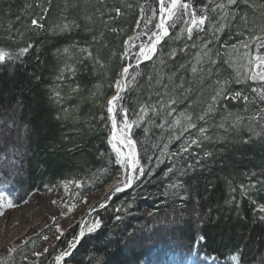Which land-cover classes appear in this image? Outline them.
Returning a JSON list of instances; mask_svg holds the SVG:
<instances>
[{"label":"trees","instance_id":"1","mask_svg":"<svg viewBox=\"0 0 264 264\" xmlns=\"http://www.w3.org/2000/svg\"><path fill=\"white\" fill-rule=\"evenodd\" d=\"M191 2L199 12L208 0ZM219 2L214 0L213 6ZM158 7L159 0H0V48L16 53L32 45L20 59L0 64V148L12 151L0 154L14 159L10 179H5L13 183L10 190L16 188L9 195L14 201L65 183L66 200L74 198L77 206L121 177L107 143L106 99L114 93L118 70L134 62L125 58L124 41L143 19L153 16L154 26ZM33 19L43 27L33 26ZM223 23V31L210 29L188 40L176 37L180 22L151 59L130 69L135 76L122 93L121 107L133 120L141 105L150 106L132 132L144 174L131 187L103 198L107 206L96 210L100 227L80 238L67 263L139 264L149 256L142 238L167 233L165 241L155 240L154 263L177 248L180 256L194 251V256L203 253L218 264H264V215L258 211L264 205V120L250 119L264 108L258 95L264 81L235 85L241 69L228 61L231 44L245 33H261L264 0H239L228 8ZM202 41H211L207 56L202 55ZM221 88L224 95L213 103L211 97ZM235 92L248 101L232 99ZM209 104L212 112H206ZM186 116L196 127L187 128ZM237 117L242 119L234 124ZM200 128L206 129L204 134ZM191 139L198 146L173 155ZM6 187L0 169V191ZM63 232L47 252L39 253L54 234L43 229L0 262L54 264L79 234L78 225Z\"/></svg>","mask_w":264,"mask_h":264},{"label":"snow or ice","instance_id":"2","mask_svg":"<svg viewBox=\"0 0 264 264\" xmlns=\"http://www.w3.org/2000/svg\"><path fill=\"white\" fill-rule=\"evenodd\" d=\"M214 0H208L207 4H202L200 11L198 12L194 7L191 0H159V22L155 25L157 31H152L149 36V41L147 43H142L139 46L138 53V63L140 59L148 60L151 59L153 54L157 51V45L161 43V41L169 36V28L175 27L178 22L183 23V27L180 29V33L177 35V39L180 38L181 35H186L188 40H192L194 34L198 36L199 33L214 30V32L223 31L226 26L223 21H225L228 17V8L231 6H235L239 3V0H221L219 3H215L213 6ZM247 3V0H245ZM44 11H47L45 9ZM116 14H120V9L117 8ZM143 12V8L141 9ZM216 14V15H213ZM235 19V15L232 17ZM245 25H247L248 21L246 17H242ZM32 25L36 28H42L43 25L39 23L38 19L32 20ZM139 23V22H138ZM67 27V25H65ZM134 39H139V35L135 37H129L124 41L126 46L125 55L127 54V46H134L131 42ZM202 55H208V44L211 41L203 42ZM251 44L255 45L257 49L255 54L250 52H244L243 56L246 58L245 68L250 73L248 75V79L251 80H259L264 81V53L260 51V49H264V27L261 28V33L259 35H252L249 37L248 41L242 42L241 47L244 49H248ZM195 46V45H194ZM32 47L29 44L27 47H22L16 53H11L3 48H0V64L5 63L6 61H14L23 57L26 53H28L29 49ZM233 49L236 48L235 45L232 46ZM67 51V49H65ZM84 51H87L85 49ZM91 55V53H88ZM197 64L201 62V54H198L196 57ZM99 63V61H97ZM214 63V61H212ZM129 67L125 66L122 68L120 73V79L115 82L116 94L113 95L110 99L107 100L106 110L108 113V119L111 121V133L108 139V143L111 145L113 152L116 154V163L121 166V168L125 169L123 177L118 179L114 185L111 186L110 191L121 192L125 188L131 187L135 180L139 179V175H136L139 172L140 175L144 174V168L140 165V161L138 159V153L136 150V142L131 138V130L134 126H139V124L144 120L145 116H147L150 106L146 107L144 105L140 106V111L137 113L136 119L129 120L127 116V109L120 108V112L123 114L124 119L119 122V127L116 113L118 108V102L122 100V93L126 90L127 84L125 80L129 73ZM191 71L195 74L198 69L195 65L192 66ZM134 79V77H133ZM130 83V82H129ZM218 83H226V82H218ZM253 92H258L257 89H252ZM224 95V90L221 88L216 92L214 96L211 97L213 103L217 100L218 97ZM259 99L264 101V90H260L258 92ZM243 99L245 102L248 101V97L244 96L241 92H235L232 94V99ZM174 103V101H173ZM163 107V105H162ZM151 111H156L155 108H151ZM213 111V104H209L206 112ZM171 115V113H169ZM185 119L188 121L187 128H194L196 125L191 122L192 117L186 116ZM200 120L205 119V115H200L198 117ZM241 117H237L234 121V124H238L241 121ZM251 120H264V108H260L258 112L250 117ZM176 124H179L180 121H175ZM223 127V125H221ZM206 129L200 128L199 132L204 134ZM207 137H205L206 139ZM247 142V141H245ZM191 145L198 146L197 139H191L190 143L187 145H182L179 153H174L173 155H179L180 153H185L188 151ZM167 145H165V148ZM126 149V151L122 150ZM207 155V153H206ZM171 171V169H169ZM68 183H75L77 187H80V183L78 181L73 182L69 181ZM176 187V185H173ZM65 188H67V184H65ZM56 203V201H53ZM14 203L12 199L4 192L0 191V215L3 214V210L6 208L14 207ZM68 208V212H72L76 207L73 205H65ZM101 208L105 207L104 203L100 204ZM91 211H95V208H92ZM258 211L264 213V205L258 206ZM61 215H67V213L62 212ZM151 215V214H150ZM119 219V217H117ZM55 217H53V221L55 222ZM261 219L264 220V216H261ZM100 220L97 219L91 224H85L83 221L81 222V229L79 234L74 237L72 241L68 242V249L63 251L60 255L56 256L57 264L65 258L71 255L70 250L76 247V244L79 242L80 237L85 235V231L93 232L100 227ZM57 232L60 233V236H63L64 232L59 227L56 226ZM60 236H57V239H60ZM47 239V237H44ZM203 239V237H201ZM9 254L15 251V249H9ZM48 249H45L47 252ZM34 255H40L39 253H34ZM233 260H236L237 257L233 256ZM2 264V262H0Z\"/></svg>","mask_w":264,"mask_h":264},{"label":"rangeland","instance_id":"3","mask_svg":"<svg viewBox=\"0 0 264 264\" xmlns=\"http://www.w3.org/2000/svg\"><path fill=\"white\" fill-rule=\"evenodd\" d=\"M154 21L155 22L153 26V16L152 18L143 19L141 25L137 27L136 32L128 35L127 39L129 37H135L137 35H139V39H134L131 42V44L134 46H127V54L125 55V58L127 61H130V62L134 61V62H131V64H128L126 66H130V65L132 66V64L136 63V61L138 60L139 46L142 43H147L149 41V36L152 31H157V29L155 28V25L159 22V7L157 8L156 19ZM179 23L180 22H178L177 24ZM151 27H153L152 30H150ZM173 28L174 27L169 28V33L171 29ZM180 29L178 30V34L180 33ZM245 34H246L245 37H241L239 39L240 41H238L237 43L231 44L228 50V53H230L231 55L230 60H228L230 62L229 65H232L234 62H236V64L237 65L239 64L240 66V67H237L236 70L240 72V69H241V75H240L241 81L240 82L237 81L235 85H240L241 83L249 80L247 77L250 73L245 68L247 61H246V58L243 56V53L247 51L252 54H255L257 51V49L255 48V45L251 43L248 49H244L241 47L242 42L248 41L250 36L255 35L253 33L252 34L245 33ZM256 35H259V34H256ZM233 45L236 46L235 49H233L232 47ZM140 60H144V59H140ZM137 66L138 65L135 64V67ZM121 68L118 70L117 77L114 81V85H115V82L118 79H120L119 72ZM133 73L134 72H130L129 70L128 76L125 80L127 87H128L129 81H131L132 83V79L135 76ZM114 85H113V90L114 92H116V88ZM107 100L108 99H106V101ZM233 101L235 102V100ZM120 108H121V101L118 102V108H117V113H116L118 127H119V122L124 119L123 114L119 110ZM109 127H110L109 132H111L112 125H111L110 120H109ZM134 128L135 127L132 128L131 133H130L131 138H132V132ZM108 139H109V134H108ZM107 143H108V140H107ZM108 146H109V150L111 149L113 156L116 158V154L113 152L112 147L109 143H108ZM122 150L126 151V149H123V148ZM0 153H4L6 154V156H7V153H9L8 154L9 156L11 155L12 151L10 148L9 150L6 148H0ZM2 156L4 155L0 154V157ZM12 161H14V159L9 160V158L4 159L2 157L1 158L2 163L0 164V169L3 170L4 183L8 187V188L6 187V190H5L6 191L5 193L8 196L16 191V188L10 190L11 186H13V183L9 180H5V179H10V176H9L10 173L8 171H11V169L13 168V164H11L13 163ZM122 172L123 173L119 179L123 177L125 169L122 168ZM12 175L14 176V174ZM136 175H139V177L141 176L139 172H137ZM114 180L115 179L111 180L110 183H115L113 182ZM110 183L102 187V189L96 190L94 193L90 194L88 196L87 202L77 205L72 212H68V208L65 206V205H73L74 203V198L72 199L73 201L70 200L71 202L66 200V194H67L68 187L65 188V183H60L58 185L52 184L51 186L43 187L41 190L33 191L29 193L28 195H26L20 202L14 201L11 198V196H9L12 199L15 206L12 208L4 209L3 214L0 215V257L5 256L9 252L8 251L9 249H14L18 245H20L22 242H24L26 239H28L30 236H33L48 227L54 230V234L48 238L44 248L39 253L45 252V249H48L52 245L55 244L57 240V236H60V233L57 232L56 230L57 225H59V227L63 231L71 226L78 225V233H79L81 229L82 221L85 224H91L92 222L97 220L96 210L100 208L99 207L100 204L104 203L105 206H107V200L103 198L105 196H108V198L110 199V197L114 193H116L115 191H110L109 189ZM53 201H56V203H53ZM92 208H95V211H91ZM62 212L67 213V215H61ZM28 214L31 217L30 223L34 222L35 220H38V222L36 224H32L31 226H29L27 223L28 219L26 220L23 219ZM261 215H264V213L261 212ZM53 217L56 218L55 222L53 221ZM86 232L87 231H85V233ZM167 236H169L167 235V233H159L158 236H156V239L161 238L164 240V238H167ZM156 239L155 237H153V235H150V234L142 238L141 240L142 245L144 244L146 246L145 249L149 251V256L147 257L142 256L141 259L139 260V264H174V263H177V264H218L217 259L212 256H209V255L205 256L203 253L202 254L198 253L197 256H194L195 254L194 251L189 257L188 255H185L184 257L186 258H184L183 256H180L178 254L179 251L181 250L177 248H176V251H174L173 249H168L166 252H164L165 253L164 256L161 257L163 255L162 254L160 256L161 258L158 257L159 259H157L156 263H154L152 255L156 254L155 248L159 247V245L154 246V244L158 242V241H155ZM171 246H172V242H171V245L167 248H171ZM74 249L75 248L70 250L71 254L74 251ZM170 251H174L175 254L169 253ZM186 253H188V250H186ZM178 256L180 258H178ZM69 257L70 256L65 257L60 262V264H69V262L67 263V260L69 259ZM54 264H57L56 259L54 261ZM232 264H234L233 261H232Z\"/></svg>","mask_w":264,"mask_h":264},{"label":"bare ground","instance_id":"4","mask_svg":"<svg viewBox=\"0 0 264 264\" xmlns=\"http://www.w3.org/2000/svg\"><path fill=\"white\" fill-rule=\"evenodd\" d=\"M121 70H122V68H121ZM121 70H120V72H119V75H120V73H121ZM113 96V94H111V95H109L108 96V98L107 99H110L111 97ZM30 215L28 214L25 218H23L24 220H26V219H28V225L29 226H31L32 224H36L37 222H38V220H35L34 222H32V223H30ZM88 232H86L85 234H87ZM81 238V237H80ZM80 240V239H79ZM238 263H240V262H235L234 264H238Z\"/></svg>","mask_w":264,"mask_h":264}]
</instances>
